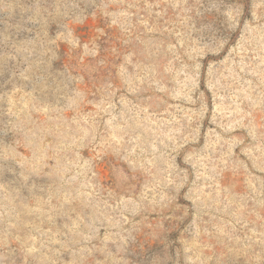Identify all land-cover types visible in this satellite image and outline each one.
<instances>
[{
	"label": "rangeland",
	"instance_id": "rangeland-1",
	"mask_svg": "<svg viewBox=\"0 0 264 264\" xmlns=\"http://www.w3.org/2000/svg\"><path fill=\"white\" fill-rule=\"evenodd\" d=\"M0 264H264V0H0Z\"/></svg>",
	"mask_w": 264,
	"mask_h": 264
}]
</instances>
